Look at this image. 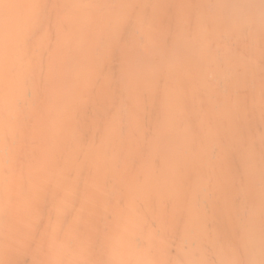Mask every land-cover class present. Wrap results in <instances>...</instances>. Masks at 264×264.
<instances>
[{
    "label": "bare ground",
    "instance_id": "1",
    "mask_svg": "<svg viewBox=\"0 0 264 264\" xmlns=\"http://www.w3.org/2000/svg\"><path fill=\"white\" fill-rule=\"evenodd\" d=\"M0 264H264V0H0Z\"/></svg>",
    "mask_w": 264,
    "mask_h": 264
}]
</instances>
